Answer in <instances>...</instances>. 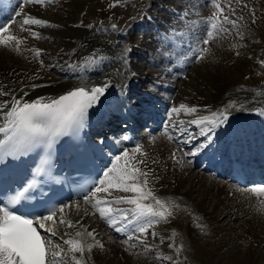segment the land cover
<instances>
[{
	"label": "bare ground",
	"instance_id": "6f19581e",
	"mask_svg": "<svg viewBox=\"0 0 264 264\" xmlns=\"http://www.w3.org/2000/svg\"><path fill=\"white\" fill-rule=\"evenodd\" d=\"M20 1L9 0L8 2H6V4L4 2L0 3V17L2 18L0 25H4V24L10 25L9 33H6L5 36L11 34L19 38V40L21 41V43L19 44V50H17L15 42L10 43L8 46L0 45V76H1L0 91L7 92L9 94L7 96L0 95V104H2L4 101L10 102L13 97L17 99L23 98L24 100L27 101H33L39 97L55 99L61 96L62 94H65L69 90L83 86L81 85V83L80 84L77 83L78 77L76 78V73L74 72L79 69L78 65L81 64L80 63L81 57L88 56L92 52V50L96 47L95 43L99 40L100 34L106 28L105 23L98 24L96 21H93L92 19L95 16V10H96V7L94 8L92 5L96 3L100 4L101 0H44V3H35V2L27 3L26 0H24L23 7H21L22 9L17 12L20 13L21 15L16 14L14 16L15 10H17L16 9V6L18 5L17 2ZM206 1L207 0H179L180 3L178 2L176 3L175 0H172L173 4H176L175 5L176 10L179 13L178 16H180L182 21L181 19H178V17L176 16L177 13H175L172 9L170 10L172 16L171 18L169 17V20L172 22L171 26L169 27L171 31L165 30L163 33L157 34L155 33L157 31L150 30V32H146V29H144V31L140 32V35H144V34H149V35H144L143 39H139L138 41H141L139 42V45H143V42H147V39L151 38V41H148L149 44L147 45L149 46V48H151L152 51L156 52V55L151 53L154 55V56L153 55L150 56L149 61L151 63L153 64L161 63L160 61H163V59L166 60L168 56L171 57V54H174V58H175L174 61L178 62L176 68H178V70L180 71V67L183 66L184 63H182V61L179 59L178 53L183 52L185 48L190 46L196 40L190 37L191 29L192 26H195L196 24L199 23V19H198L199 13L203 9L202 5ZM262 1L263 0H259V1L257 0L255 2V0H252L251 2H253V5L258 10H261L262 7L261 5H263L264 7V3H263L264 1L263 2ZM212 2H213L211 8V10L213 11L212 14H215V12L218 11L217 8L215 7L216 4H219L223 9L228 8L231 11L232 10L234 11L236 7L242 9L243 11L244 4L245 3L249 4L247 0H212ZM245 6L247 8L246 4ZM146 12L147 11H145V13ZM224 12H226L227 14V10ZM233 14L235 15V13ZM245 16L247 15L245 14ZM261 16L262 17L260 18V16L258 15L259 19L257 18L252 21H251L252 19L251 16L249 18L247 17L245 21L243 20V25H245L248 28H252L253 32H251V34L253 35L255 33V29L258 26V24L262 25L263 23L264 25V13H262ZM27 17H32L35 19L46 21L47 24L44 26L23 25L22 21ZM230 18L232 17L230 16ZM147 19L148 17L146 16L144 20L143 19L140 20V23L144 25L143 26L144 28H145V24L150 22V20H148L149 21L148 22ZM217 23H218V30L214 32V38L210 40L209 46L207 47L209 51L205 53L204 59L198 60V64L207 62L209 65L213 64V67H216L217 70L216 68H215L216 71L208 70V68H205L206 65L205 64L203 67H201L199 71L196 72L197 73L196 83L193 82L194 84L191 83L184 84L183 88L181 87L180 91L178 92L177 98L175 100L177 106L184 104L187 106V108L190 107L197 108L199 112L198 114H200L199 117L203 115L205 116L209 108L212 109L217 108L219 104L218 101L225 94L235 93L234 91L236 84L241 85L247 82L246 80H244V75L246 76L247 74H249V72L251 73V69L249 68L252 67V62H254L253 58L257 56L259 57L260 56L259 53L262 52L259 49H258L259 52L256 51V48H254V46L252 47L255 50L253 49L249 50L248 48L244 47L246 45L244 44L243 40H245L244 38L247 36L248 31L245 30L241 32L238 31L239 33L236 32L237 33L236 35L234 33L235 29L232 30L231 25L224 23L223 20L222 22L220 23L217 22ZM240 23L242 22L240 21ZM237 24H239V21L237 22ZM160 25L163 26L162 23ZM225 26L228 27V29H226L228 30L226 31V33L223 31L225 29L224 28ZM148 27L149 25L147 26V28ZM22 30L25 32L23 33ZM33 33H37L39 35V38H34ZM258 33L261 38L264 37V26L263 28H259ZM118 37H123V36L120 35ZM127 37H125L126 39H128L126 40V44L128 43V45H130L129 44L131 41L130 36ZM183 39L184 41H186L185 44L184 42H182ZM166 47H170L172 49V52H170L169 55L164 54L165 52L168 53L169 51V50L166 51ZM37 50H40L39 56L36 55ZM143 50L138 51L136 49H131V53L134 56L132 59H129V61L131 62V63L129 62L130 66L129 64L125 63L123 68L126 69L127 66L130 67V69H128L129 71H127V74H129V79H127V83L130 82L131 79H133L131 81V86L133 89L132 92L134 93L135 91V93L137 92L136 94L140 96L141 94L149 96L150 93H148V90L143 92L142 88L143 89L144 87L147 88L148 85H146V83L152 82L154 74L155 75L161 74V70L159 71L149 70L148 72H146L144 68L147 69L150 68V66L144 67V64L145 65L148 64L147 62L148 60L147 61L145 60L146 62L145 63L142 62V64L134 63V57L139 59L144 58L142 54V52H144ZM173 50L175 52H173ZM158 51L160 52V54H158ZM43 58H47L48 59L47 62L55 63L59 70L57 69L56 72L54 71V73L51 74L49 71L51 64L49 63L50 65H47L46 62L43 61ZM259 59L261 58L259 57L258 60ZM117 62L115 64H117ZM100 73L101 72L94 71L93 74L100 75ZM96 86H101V85L98 84V82L96 81H92L87 86H83V87L91 89L92 87H96ZM130 88L128 92L131 90ZM132 92L128 93L130 97L132 95ZM129 96L127 95V98H129ZM104 97L105 95L103 96L102 99H104ZM148 98L153 100L152 103L157 102L155 100L156 99L155 95L151 94V96H149ZM230 99H234V98H230ZM106 101H108V96L106 98ZM101 102L102 101H100L95 107H93L92 110H89L88 115L89 114L93 115L97 111L104 110L108 114L106 115L107 122L104 121L103 124L109 125L110 119H112L113 123L114 122L118 123L117 119H121L119 112L127 113L128 123L125 124L126 125L128 124L132 127L133 134L131 140L135 142L134 143L135 146L140 145L142 147V151L146 153V155H140V154H135V155L138 160L144 161V163L139 166L145 172L149 173L147 177L148 187L153 190V192L157 197L168 201L170 204L174 203L176 205H179V208L173 209L174 215L170 217L167 221H161L159 223H156L158 226L157 228H159V232L152 231V233L155 232L158 233L157 236L161 237L162 239L163 238L167 239L170 237L172 243H176L179 246L183 245V249L181 251L183 252L182 253L183 260L187 259L186 256L188 255L191 256L188 257L191 259H195V258L202 259L203 264H219L218 262H215V260H217V256L218 259L220 256H224L226 259L228 258L231 260L228 261L226 264H264V231H263L264 213L257 211L258 205L256 206V202L259 201V197L251 192H248L250 191L249 189L251 188H243L238 190L236 189V187H230L229 185L225 184L222 180L216 178L218 175L214 169L216 161L225 152V150L228 149V146L226 148L220 147L221 149L220 151H215L216 147L212 144L209 145L205 149V151L206 150L208 151V154L206 155L207 159L204 158L205 161L199 165L202 168L201 170L202 174L194 173L193 171L194 169L192 167L193 165H195V162L199 160L197 156H199L200 153H198V155L189 163V161L185 159V155L181 150V148L177 147L175 145V142H172L168 138V134L151 136L145 134L144 132L143 133L138 132V130L140 129L136 131L137 127L140 126V119L138 118H140V116L142 115V113L138 114L140 112L138 108H135L136 110L134 108H129L130 105L127 106L126 105L127 101H126L125 103L122 104L113 103L109 105L106 104L107 102H105L104 105L105 107H102L100 109L98 107L100 106ZM158 102H160V100ZM173 108L169 110L170 115L175 114L172 112ZM5 111L7 110L5 109ZM145 112L146 111H144L143 113L145 114ZM185 116H187V114L182 115V117ZM191 116L192 115H190V117ZM182 117H180L179 119H184ZM3 122H4L3 113L0 112V125H2ZM125 124H123L124 126L121 127L125 128L126 127ZM178 126H179L178 128L182 127L180 131H184L185 129H188L184 123ZM191 129H193L194 133H197L196 136H194L195 141L198 142L202 139L205 140V138L201 136L200 130L196 132V130H198L197 128L192 127ZM118 133L114 134L112 138L115 139L116 135L119 136ZM126 134L127 131L126 132L124 131V133L119 139V142L117 144H114L113 146L115 150L114 151L115 157L121 155L120 154L121 147L122 149H128L127 143H125L123 139V137H125ZM0 138H2V136H0ZM147 138L150 139L148 140ZM203 143L205 142L203 141ZM130 149L131 148L128 149V152L130 153L131 156L133 154V150ZM174 152L176 153V158L172 157V153ZM214 153L215 154L218 153L217 156L214 158V162H213L214 164L209 165L208 155L213 156ZM177 159L182 160V163H177ZM153 161H155V163H153ZM114 163L115 162L112 163L111 168L113 167ZM190 168H192V170H189ZM143 179L144 177L140 178L141 181ZM197 186H199V190H197L196 188ZM201 189H203V192H200ZM196 193L197 194L199 193L200 195L198 194V196L202 197L199 202L193 199ZM229 193H232L233 198L228 197ZM126 195H132V194L123 193L114 189L111 190V196H106L105 193H99L100 198H113V199ZM209 199L214 200L213 211H218L220 208H224V211L226 212H223L222 215L225 214L226 216L225 218L229 216L232 217L235 214L239 218L245 216L247 218V221H245V223L248 224L246 227V229L248 228L247 231L249 234L247 236L248 238H246L247 232L244 233L245 235H241L237 238L232 237L234 235L232 236L222 235L223 233L226 234V227L229 226L230 228H232V225H230V223L228 225L225 223L226 226L223 225L216 227L217 223L214 224L213 222H210L209 219H207L206 214L208 212H206L204 208L205 206L204 205L202 206V204H204L206 200ZM150 202L151 201H146V203H150ZM130 207H131L130 205H126V204L113 205L114 209L115 208L129 209ZM245 207L247 208V210H245ZM66 210L65 213L67 215V218L71 219L73 223H76L78 220H81L80 222L82 227L78 226L80 231H85V229L86 232H94L95 230L100 231L103 226L106 225L109 226V224L103 219L101 220L95 219L96 222H93L86 208L80 209L79 211L76 212L74 210L72 211L67 210L66 212ZM240 210L242 214H240L239 216V213H241ZM232 211L234 212L233 214ZM199 213L202 214L206 213L205 217H203V219L201 218V221L204 223V224L202 223L203 225L206 226V224L208 225V223L211 224L206 229L204 228L205 231L202 230L204 231L203 233L201 231L202 239L195 240L199 236V235L197 236L198 231L196 232L197 228H195L198 227L195 226L196 225L195 222L199 216ZM61 215L62 214H60V216ZM52 225L53 223H51V226ZM55 225L56 224H54L52 227H54L56 233H59ZM124 226H125L124 224H119L118 227L124 229ZM136 226L138 227L139 224H137ZM201 226L202 225H200V227ZM229 227H227L228 230L230 229ZM125 228L127 229L126 231L125 230L116 231L115 229V231L118 232L119 235L118 238L111 237L109 234L108 235L104 233L100 234L101 240L99 244H102L103 247L101 248L99 247V245L95 246L93 244L94 246L92 248V251L91 252L86 251L84 253L83 260L85 264H99L100 262L98 263L97 259L93 260L94 256L95 258L98 257V259L100 260V258L104 257L102 256V253H106V252L107 254L116 253V252L117 254H121L125 259L124 261L125 263L119 262L121 256L118 255L120 256L118 257L119 264H164L165 263V258L169 257L168 253H170L169 250L165 248L166 246L157 248L158 244H156L157 247L156 249L152 250L153 254H151L150 252L147 251V248H140L138 246L137 243L138 240L135 237L139 235V233H133V225H127ZM202 228L203 227H201V229ZM251 229H255L259 231L261 236L254 239H249L254 235L249 233ZM161 230L162 232H160ZM66 232H69V230ZM86 232L85 235L82 237V239L87 244L93 239L91 237H88ZM107 232L110 234H114L113 232H110L108 229ZM212 232H215L213 233L215 234L213 236L215 239L212 237L213 243L210 244L211 242H208L207 240L208 237L207 234L212 236ZM127 235L128 236L133 235L134 237L133 239H136L135 242L131 243L130 240H127ZM190 235H192V240L190 239ZM219 236L221 237L218 238ZM227 236L229 238H227ZM54 238L55 237H53V239ZM63 238L65 239L66 237L63 236ZM95 238H97L96 233H95ZM132 245H136V246L132 247ZM64 248H66V244ZM189 249L193 250L192 253L188 251ZM166 250L168 251L166 252ZM174 252L177 251L174 250ZM117 254H114L115 257H117ZM78 257L80 258V254H78ZM157 257H161V258L158 259ZM175 257L177 256L175 255ZM105 258L106 256L104 257V261ZM112 262L114 264V260ZM105 264H109V263L105 262Z\"/></svg>",
	"mask_w": 264,
	"mask_h": 264
},
{
	"label": "snow or ice",
	"instance_id": "6c2138e0",
	"mask_svg": "<svg viewBox=\"0 0 264 264\" xmlns=\"http://www.w3.org/2000/svg\"><path fill=\"white\" fill-rule=\"evenodd\" d=\"M26 2L44 3V0H26ZM215 7L218 14H223L224 9L219 4H216ZM17 15L21 14L17 13ZM223 21L233 26L236 24V21L230 20L227 16H223ZM22 23L23 25L41 26L47 24L46 21L32 17L23 19ZM210 28L212 31L206 33L208 38L202 41L205 46L210 43V40L214 38V32L218 30L216 17L213 18ZM9 30L10 25H0V45L8 46L15 42L17 50H19L21 43L19 38L11 34L5 36ZM33 37L39 38V35L33 33ZM126 51L130 52L131 49H126ZM208 51L207 47H202L197 54V60L204 59L205 53ZM36 55H40V50L36 51ZM96 59L97 56L94 54L87 58V62L94 63ZM109 86L110 82L91 89L81 86L55 99L39 97L33 101H27L23 98L13 97L10 102L4 101L0 104V112L3 113L4 121L0 125V136H2L0 138V160L7 157L16 159L40 146L51 147L60 137L70 135L83 128L87 122L89 109L100 102V98L106 94ZM0 95L7 96L9 94L0 91ZM228 107H235V104L230 103ZM184 109H187L189 115L198 111L195 107L187 108L186 105L181 104L179 108L174 107L172 112L178 115ZM227 115L228 109L225 108L222 111L213 112L210 117L203 116L191 120L190 123L200 128V133L207 139L205 143L197 145L195 151L184 153V155L194 156L207 148L212 139L211 133L226 123ZM180 123L183 124V121ZM165 134H167V127ZM168 138L171 140L172 136L169 135ZM135 154L146 155L140 145L135 147L131 156L128 151H124L122 155L115 158L116 162L113 167L103 173V178L98 180L96 186L90 192L85 193L83 200L85 204H91V207L96 210L93 214L98 213L100 218L105 220L110 227L115 228L116 231L127 230L117 227L118 224L133 225V233L147 236L148 229L153 224L167 221L174 215L173 209L179 208V205L170 204L168 201L157 197L153 190L148 187L147 177L149 173L139 166L144 161L138 160ZM172 157L176 158L175 152L172 153ZM45 163L47 162L45 161ZM177 163H182V160L177 159ZM38 171L43 172L44 169L40 168ZM141 177H144L142 181L140 180ZM35 187V183H27L22 189L9 196L6 201H0V264H56L57 261L66 257L60 243H52L51 238L56 237L57 233L54 227H46L47 222H52L53 225L58 222L65 224L68 228L82 227L80 221L73 223L70 219L64 218L63 215L57 221V213L64 214L66 209L73 207L72 204L48 208L40 213L17 214L19 212L17 206L27 204ZM113 189L132 195L120 196L115 199L98 198L97 194L99 193L111 196ZM250 191L257 196L264 195V185L254 187ZM146 201L151 202L146 203ZM118 204H126L131 207L129 209H114L113 205ZM75 207L77 211L80 210L79 203H75ZM257 211L264 213V201H261ZM141 221L143 223H139ZM137 224H139L138 227ZM38 229L44 230L47 238L42 236ZM85 232L86 229L85 231H77L75 233L77 238L65 240L60 237V241L69 246L68 251L72 253L70 259L74 264H85L84 253L86 251L91 252L94 246L93 244H86L82 239ZM86 234L93 240L95 239L94 232H86ZM152 235L155 236V233ZM133 238V235H129L127 239L132 240ZM135 238L140 244L144 243L140 236ZM135 246L132 245V247ZM99 247L102 248L103 245L99 244ZM170 247L176 249L175 244H171ZM182 249L183 245H180L179 249H176L177 253ZM76 253L80 254V258L75 255ZM157 258L160 259L161 257ZM166 258L172 259L170 256ZM174 264H178V262H174Z\"/></svg>",
	"mask_w": 264,
	"mask_h": 264
},
{
	"label": "rangeland",
	"instance_id": "374dc122",
	"mask_svg": "<svg viewBox=\"0 0 264 264\" xmlns=\"http://www.w3.org/2000/svg\"><path fill=\"white\" fill-rule=\"evenodd\" d=\"M8 1L9 0H0V3L4 2L6 4V2H8ZM251 1L252 0H247V2H249V4L245 3L247 5L248 9L246 8V6L244 4V10L245 11L244 10L242 11V9H240L238 7H236L235 8L236 10L234 9V11L233 10L231 11L228 8H225L227 10V14H226V12H223V14H225V15H222V14H218V11H216L215 14H212L213 11L211 10V8H212V3L213 2H212V0H207L202 5L203 9L199 13V18H198L199 19V23L196 24L195 26H192V29H191L190 37L194 38L196 40L190 46L185 48L183 52H179L178 53L179 59L182 61V63H184V65L180 67V71H179L178 68H176V65H177L178 62L174 61L175 60L174 54H171V57L168 56L167 57L168 60L167 59L166 60L163 59V61H160L161 63L153 64L149 60H150V56L151 55H153V54L156 55V52L152 51L151 48H149V46L147 45V44H149L148 41H151V38H149V39L146 38L147 42H143V45H139V42H141V41H138L139 39H143L144 35H149V34L140 35V32L144 31V29H146V32H150V30L157 31V32H155L157 34L158 33H163L165 30L166 31L167 30L171 31V29L169 28L171 26V24H172V22L169 20V17L171 18V16H172V13L170 12V10L173 9V11L175 13H177L176 16L178 17V19H181L180 16H178L179 13L176 10V6H175L176 4H173L172 0H155V1L154 0H101L100 4L96 3V4L92 5L94 8L96 7L95 16L92 19H93V21H96L98 24L105 23L106 28L100 34L99 40L95 43L96 47L92 50V52L88 56L81 57V59H80V63L81 64L78 65L79 69L76 70V71L74 70L75 71L74 73H76V78L78 77L77 78V83L78 84L81 83V85L87 86L92 81H96L100 85H103L105 83H109L110 82V86H109V88H107L108 101H106L107 102L106 104H108V105L109 104H113V103L122 104V103H125L126 101H127L126 105L127 106L130 105L129 108H133V107L135 108V106L138 107V105H141V103H142V105L155 104V102L152 103L153 100L148 98L149 96H151V94L155 95L156 99H159L160 101L163 100L164 102H169L170 105H171L176 100L177 94L180 91L181 87L183 88L184 84H186V83H191V84L196 83V78H197V73L196 72L199 71L201 69V67H203L206 64L205 68H208V70H212V71L213 70L214 71L217 70L216 67H213V64L209 65L207 62L206 63L203 62V63H199L198 64V60L196 58L198 52H196L195 50L198 48V45H202L203 44L202 41L204 39H207L206 33L208 31H212V29L210 28V24H211L213 18L216 17L217 22H222L223 16H227L230 20L232 19V20L236 21L235 26H232V24H229L228 22L224 21V23H226L228 25H231L232 30L235 29L234 33L236 35H237V33L241 32V31H244V30L248 31L247 32V36L248 37L246 36L244 38L245 40H243L244 44L246 45L244 47L248 48L249 50H252V49L255 50L254 48H256V51H258V49H259V50H261L263 52V55H262V52L259 53L260 54L259 57L261 58L259 60H258V58H259L258 56H257L258 58L257 57L253 58L254 62H252V67L249 68V69H251V73L249 72V74H247L246 76L244 75V80H246L247 82L245 84H241V85L240 84L239 85L236 84L235 91H234L235 93H233V94L232 93L225 94L224 95L225 98L223 96L220 99L222 103L219 100L218 101L219 102L218 107L215 108V109L209 108V110L205 114V116H209L210 117L213 112H216L218 109L222 108V106L223 107L227 106V105L229 106L230 103H234L235 105L236 104H240V105L242 104L241 105V109L242 110H248V106L245 105V103L250 104V100H251V102L253 104L255 103L256 105H258V103L264 101L262 99V97L264 96V93H263V91H264L263 90L264 89V63H262V62H264V37L261 38L259 36V33H258L259 28H263L264 25H263V23H262V25L258 24V26L255 29L254 35L251 34V32H253L252 28H248L245 25H243V20L245 21L247 19V17L249 18L251 16L252 17L251 21L254 20V19H257V18L259 19L258 15L261 18L262 17L261 14L264 13V7H263V5H261L263 8L261 7V10H258L253 5V2H251ZM256 1L257 0H255V2ZM175 2L176 3L177 2L180 3L179 0H177V1L175 0ZM17 3H18V5L16 6L17 10H15L16 14H17L18 11H20L22 9L21 7H23L24 0H21L20 2H17ZM148 5L151 6V7H149ZM251 6H252V9H251ZM225 9H224V11H226ZM238 9H240V10H238ZM145 11H147V12L145 13ZM237 11L239 12V14H238ZM228 12H230V13H228ZM147 13H148V15H147ZM233 13H235L236 16ZM245 14L247 16H245ZM210 15L211 16L213 15L211 20H209V16ZM146 16L148 17L147 21L150 20V22L148 21L149 23H146L145 24V28H144L143 27L144 25L142 23H140V20H142V19L144 20V18H146ZM230 16L232 18H230ZM181 21H182V19H181ZM238 21H239L240 25L237 24ZM240 21L242 23H240ZM16 22H17V20H16ZM258 22H261V21H258ZM161 23L163 24V26L160 25ZM148 25H149V27L147 28ZM167 25H168V27H167ZM188 25H191V24H188ZM238 25H239V27H238ZM113 26H115V27H113ZM244 26H245V28H244ZM164 27H166V28H164ZM224 28L225 29L223 31L226 33V31H228V30H226V29H228V27L225 26ZM136 29H138V31ZM236 29H237V31H236ZM22 32L24 33L25 31L22 30ZM119 32H121V34ZM122 32H127L129 34L124 36V35H122ZM120 35L123 36V37H118ZM127 36H130V39H131V41L129 43L130 45H128V43L126 44V40H128V39H126L125 37H127ZM254 40H256V41H254ZM216 41H218V40H216ZM251 41H253V42H251ZM182 42H184V44H185L186 41H184V39H183ZM208 46H209V44H208ZM252 46H254V48ZM129 48L130 49H136L138 51L144 49L143 50L144 52H142L144 58L139 59V58L134 57V63L142 64V62L145 63L148 60L147 61L148 64H146V65L144 64V67L150 66V68H148V69L144 68V70L146 72H148L149 70H155V71L161 70V74L162 75L161 74H156V75L154 74L153 81L146 83V85H148L147 88H145V87H144V89L142 88L143 92L148 90V93H150L149 96L141 94V96L139 95V97H140L139 98L138 94H136L137 92L136 93H135V91H134V93L132 92L133 89H132L131 84H129V82L127 83V79H129V74H127V71H129L128 69H130L129 66H130V63H131L129 61V59H132L133 56H134L131 53V51L130 52L126 51V49H129ZM199 48H200V46H199ZM166 51H168V53L165 52L164 54L169 55V53L172 52V49L170 47H166ZM173 52H175V51L173 50ZM192 52H195V53L192 54ZM151 53H153V54H151ZM94 54L97 56L96 61L94 63H88L87 62V58L92 57ZM158 54H160L159 51H158ZM43 61H45L47 65L51 64L50 65L51 67L49 68V71H50L51 74H53L54 71L55 72L57 71L58 68H57V65L55 63L47 62L48 61L47 58H43ZM116 62H117V64H115ZM185 62H187V63H185ZM125 63L129 64V66H127L126 69L123 68ZM255 64H257V65H255ZM108 67H110V68H108ZM215 68H216V70H215ZM89 70L90 71L92 70V74H89L90 73ZM254 70L256 71V73H255ZM94 71L101 72V73H100V75H96V74H93ZM257 72H259V73H257ZM125 73H126V75H125ZM130 76H132V75H130ZM148 78H149V76H148ZM132 80L133 79H131V81ZM0 82H1V76H0ZM251 83H252V85H251ZM129 88L131 89L129 92H132L131 97L128 94L129 93L128 92ZM254 93L255 94L257 93V94L254 96ZM127 95L129 96V98H127ZM135 95H137V96H135ZM173 98H174V100H173ZM230 98H234V99H230ZM155 106H160V105L156 103ZM232 108H231V110H232ZM227 109H230V108L227 107ZM184 110H186V109H184ZM198 113L199 112L197 111L195 114H192L193 117L192 116L190 117V115L186 116V117H188V118H186L188 120L183 122L188 127V129H186L185 136L189 140L191 138H193V136H194L193 135L194 131L191 130V127H195V128L197 127L196 125H193V124L191 125L190 121L193 120V119H198V118L204 116L203 115V116L199 117L200 114H198ZM194 117H196V118H194ZM174 118H177V117H174ZM183 118L185 119V117H183ZM169 122H170L169 120L164 122V124H163L164 130H165L166 127L170 126ZM181 129H182V127H181ZM187 131H190V132L187 133ZM141 133H143V132H141ZM155 136H158V134H155ZM185 136H183L184 139H185ZM147 139L149 140L150 138H147ZM193 149H194V146H191V148H187L186 147L185 151L186 152H190V151H193ZM189 157L190 156H188V159H191V157L190 158ZM193 169H194L193 170L194 173H200V169H198L197 166L194 167ZM189 170H192V168L189 169ZM200 174H202V173H200ZM196 188H197V190H199V186H197ZM251 189H249V190H251ZM200 192H203V189H201ZM248 192H251V191H248ZM198 194L196 193L194 198H193L197 202H199L200 199L202 198V197L198 196ZM244 196H246V195H244ZM251 196H253V195H251ZM261 196H258L259 199L261 198ZM228 197L229 198L230 197L233 198L232 197V193H229ZM245 200H247V199H245ZM237 204H239V203H237ZM203 205L205 206L204 208H205L206 212H208L207 214L205 213L206 216H207V219H209V221L213 222L214 224L217 223L216 227L223 226V225L226 226V224L228 225L229 223H230V225H232V228L227 226L230 229L228 230L227 227H226V234L223 233L222 235H225V236L226 235H228V236L229 235H231V236L234 235L232 237L237 238V237H239L241 235H245L244 233L248 231V228L246 229L248 224L245 223V221H247V218L245 216L239 218L235 214L232 217L229 216V217L225 218L226 217L225 214L222 215L223 212H226V211H224V208H220L218 211H213L214 210V200H212V199L206 200V202L204 204H202V206ZM256 206L259 207L258 202H256ZM245 210H247L246 207H245ZM240 212H241V210H240ZM233 213L234 212L232 211V214ZM205 214L199 213V216H198V218H197V220L195 222L196 225L194 224L195 226H198V227H195V228H197L196 232L197 231L199 232V233L197 232V236L199 235L197 237L198 239L196 238L195 240L202 239L201 231L202 230L205 231V229L208 226H210V224H211V223L210 224L208 223V225L206 224V226L203 225L204 223L201 221V218L203 219V217H205ZM232 214H230V215H232ZM240 214H242V212L239 213V216H240ZM214 218H216V219H214ZM237 218H239V219H237ZM198 222H200V223H198ZM199 224L202 225L201 226V227H203L202 229H201ZM64 227H66V225ZM242 230H245V231H242ZM204 231H202V233ZM207 231H208V229H207ZM213 233H215V232H212V236L207 234V236H208L207 240H208V242H211L210 244L213 243L212 240L214 238L213 236L215 235ZM249 233L250 234H254L249 239H254V238H257V237L261 236L260 232L255 230V229H251L249 231ZM248 235L249 234L247 232L246 238H248L247 237ZM176 236H177V234H176ZM228 236H227V238H229ZM148 237H150V235H148ZM220 237L221 236H219L218 238H220ZM169 238H168L169 241L161 238L157 243L156 242H152L151 243V245L154 244L153 245L154 246L153 249H155L157 247L156 244H158V247H159V244H161L160 248L162 246L163 247L166 246L165 248H167L169 250V252H170V253H168L169 256L172 257V258L174 257L176 259L175 260L173 258L171 260H168V259L165 258V263L164 264H174V262H178V264H181V263H183V264H203L202 259H196V258L195 259H191V258H188V257H191V256H188V255L186 256L187 259L183 260L182 259L183 258V254H182L183 252H181V251H179V253L174 252V250L177 251L176 249H179V245H177L176 243H172L171 242V238L170 239ZM190 239L192 240V235H190ZM155 240H156V238H155ZM148 244H150V242H148ZM171 244H175L177 248L176 249H174L172 247L170 248ZM95 246H98V245H95ZM63 247H65V244H64ZM149 249H152V248H149ZM168 250H166V252ZM188 251L190 253H192L193 250L189 249ZM172 252H174V253H172ZM106 254H107V252L106 253H102V256H104V257L106 256V258L109 259V260H107L105 258V261H104V257L100 258V260H99L97 256H96L97 258H95V256H94L93 260L97 259L98 263L100 262L99 264H103V263L105 264V262L109 263V264H113V262H112L113 260H114V264L115 263L119 264V262L125 263L124 262L125 261L124 257L121 254H117V252L116 253H110V254H107V255ZM114 254H117V257H115ZM118 255H120L121 257L118 256ZM175 255L177 257H175ZM114 257H115V259H114ZM118 257H120V261L119 262H118V260H119ZM110 259H112V260H110ZM116 259H117V261H116ZM210 260H211V258H210ZM163 261H164V259H163ZM228 261H231V260L228 259V258L226 259L224 256H220L219 259H218V256H217V260H215V262H218L219 264H221V263L222 264L223 263L226 264ZM67 264H72V263L69 262Z\"/></svg>",
	"mask_w": 264,
	"mask_h": 264
}]
</instances>
